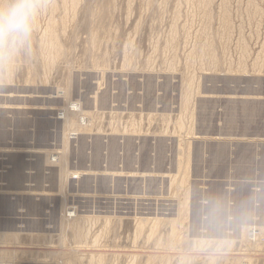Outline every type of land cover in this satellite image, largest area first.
I'll return each mask as SVG.
<instances>
[{"label":"rangeland","instance_id":"obj_1","mask_svg":"<svg viewBox=\"0 0 264 264\" xmlns=\"http://www.w3.org/2000/svg\"><path fill=\"white\" fill-rule=\"evenodd\" d=\"M43 2L0 65V264H264V0Z\"/></svg>","mask_w":264,"mask_h":264},{"label":"clouds","instance_id":"obj_2","mask_svg":"<svg viewBox=\"0 0 264 264\" xmlns=\"http://www.w3.org/2000/svg\"><path fill=\"white\" fill-rule=\"evenodd\" d=\"M43 7V0H0V65L10 63L30 44ZM216 223V218L210 215L209 226Z\"/></svg>","mask_w":264,"mask_h":264},{"label":"bare ground","instance_id":"obj_3","mask_svg":"<svg viewBox=\"0 0 264 264\" xmlns=\"http://www.w3.org/2000/svg\"><path fill=\"white\" fill-rule=\"evenodd\" d=\"M189 78V77H188ZM187 84V83H186ZM204 90V89H203ZM68 93V91H65V93ZM247 94H249V93H247ZM235 95V94H234ZM185 96V95H184ZM230 97H232V96H230ZM235 97V96H234ZM247 97V96H246ZM67 103H69V104H71V106L73 107H71L72 109H70V107L69 108H63V111H62V113H63V121L65 122V125H69L68 127H71V124H78V125H81L82 126V121H84L85 123H83V126H85L86 124H87V120L89 121V113L88 112H84V111H82V109H81V105L80 104H78L77 102L75 103V102H73V103H70V102H67ZM5 104V103H4ZM68 104V105H69ZM67 106V105H66ZM70 106V105H69ZM92 112V111H91ZM90 115H91V113H90ZM94 115V114H93ZM149 115H151V114H149ZM98 118V117H97ZM99 118H101V117H99ZM74 119H76V121H74ZM56 120V119H55ZM91 121V120H90ZM89 123V122H88ZM186 123V122H185ZM76 124V125H77ZM97 124V123H96ZM75 125V126H76ZM81 126H79V127H81ZM129 127V126H128ZM131 127V126H130ZM139 127V126H138ZM66 128V127H65ZM64 128V129H65ZM74 128V127H73ZM77 129H79V128H77ZM87 129H90V128H87ZM66 130V129H65ZM73 130V129H72ZM188 131V130H187ZM190 131V130H189ZM74 133V132H73ZM189 133V132H188ZM72 134V133H71ZM74 134H76V133H74ZM190 134V133H189ZM66 137H67V134L65 135ZM66 140H67V138H66ZM68 140H69V138H68ZM181 141V140H180ZM64 144H65V142H64ZM67 145H63V150H60V152H57L58 154L56 155L57 156V160L59 161L58 163V165L60 166V169L63 171L64 170V168L66 167H64V165L66 164V161H67V151L66 152H64V150H65V147H66ZM31 148H32V146H31ZM188 148V145L186 146V149ZM35 149V148H34ZM42 150V149H41ZM57 150V149H56ZM55 150V151H56ZM183 150V149H182ZM49 151V150H48ZM44 152V151H43ZM67 155H66V154ZM183 156H185V157H183ZM53 157V156H52ZM182 159H180V157H178V160H177V162H178V169H177V172H176V174L175 175H172V176H174L173 177V179H175V178H177L178 176V174H179V171L182 173V175H181V177H182V179L187 175V173H188V161H189V154H188V150H186V153L184 152V154L182 155ZM11 158V157H10ZM48 158V157H47ZM8 160H9V158H8ZM51 160V159H50ZM12 163V162H11ZM18 166L15 164V166H12L11 167V170L9 171V174L10 173H16V171L18 170ZM180 168L182 169V170H180ZM60 170V171H61ZM65 170H66V168H65ZM124 170V169H123ZM123 170H119V169H115V168H109V167H106V169L104 170V172H105V174L107 173L109 176H114V177H119V176H121L122 175V172H123ZM64 172V171H63ZM69 172V171H68ZM96 172H98V171H96ZM69 174V173H68ZM91 174V173H90ZM171 174V173H170ZM169 174V175H170ZM11 175V174H10ZM7 175L8 177H10V179L11 180H13V175ZM59 176H60V174H59ZM166 176V175H165ZM171 176V177H172ZM126 177V176H125ZM180 177V178H181ZM103 180V179H102ZM60 184V183H59ZM4 187V186H3ZM10 188H12V189H15V191H16V189L17 188H15V187H13V186H10ZM9 188V189H10ZM0 190L2 191V187H0ZM22 190H27L26 188H22ZM14 191V190H13ZM58 191H60V186H59V189H58ZM5 192V191H4ZM61 195H63V193L61 194ZM185 204V203H184ZM181 209V208H180ZM67 210H68V208H67ZM65 211V210H64ZM66 212V211H65ZM72 212H74V211H72ZM69 213V212H68ZM182 213V212H181ZM78 215V217H79V213L77 214ZM82 215H84V214H82ZM68 216V215H67ZM73 216V215H72ZM85 216H86V214H85ZM91 216V215H90ZM89 216V217H90ZM94 216V215H93ZM93 216H91V218L93 217ZM64 217H65V215H64ZM77 217V218H78ZM81 217V216H80ZM80 217H79V219H80ZM66 218V217H65ZM90 218V219H91ZM69 219H71V217H69ZM75 219H76V217H75ZM89 219V218H88ZM108 219V218H107ZM147 219V218H146ZM146 219H142L144 222L146 221ZM155 219V218H154ZM82 220V219H81ZM105 220V219H104ZM110 220V219H109ZM157 220V219H156ZM143 221H141L140 222V220H139V222H140V226L142 225L143 226ZM147 221H148V219H147ZM259 221V220H258ZM258 221L257 222H254L255 224H254V226L256 225V226H258L257 228L259 229V234L262 236V231H264V226H262V224L261 225H259V223H258ZM70 222H72V221H70ZM108 222V221H107ZM152 222V221H151ZM154 222V221H153ZM157 222V221H156ZM69 223V222H68ZM90 223V222H89ZM111 223V222H110ZM77 224V223H76ZM86 224V223H85ZM146 224V223H145ZM155 224V223H154ZM82 225V224H81ZM108 226V225H107ZM77 227V226H76ZM256 228V227H255ZM140 229H141V227H140ZM68 230V229H67ZM75 230V233H76V235H75V237H77V240H78V237H80L81 236V234H80V232H78V230H79V227H77V228H75L74 229ZM108 230V229H107ZM249 230H251V229H249ZM256 230V229H255ZM253 231L254 230H252V233H253ZM105 232V231H104ZM243 233V232H242ZM84 234H85V232H84ZM7 236H10V237H13V238H16V236H17V234H16V232H0V242L3 244V242H4V238H6ZM35 236V235H34ZM46 236V235H45ZM67 236V235H66ZM263 237V236H262ZM253 238H254V236H253ZM40 239V238H39ZM76 239V238H75ZM10 240H12V239H10ZM76 240V241H77ZM79 241V240H78ZM83 243H84V241H83ZM250 243V242H249ZM77 244V243H76ZM250 244H252V243H250ZM247 245V244H246ZM253 246H255L254 244H253ZM252 246V247H253ZM6 251V250H5ZM5 251L4 252H2L1 251V253H0V255H2L3 256V253H5ZM15 251H17V250H15ZM22 251V250H21ZM32 251V250H31ZM12 252V251H11ZM22 252H25V251H22ZM30 252V251H29ZM35 253H36V251H34ZM34 252L32 253V254H34ZM8 253V251L6 252V254ZM13 253H15V252H13ZM26 253V252H25ZM9 254H12V253H8V255ZM61 254H62V252H61ZM61 254H59V256H61ZM75 254V253H74ZM85 255V254H84ZM5 256V255H4ZM7 256V255H6ZM12 256V255H11ZM54 256V255H53ZM63 256H65L64 254H63ZM75 256V255H74ZM13 257V256H12ZM62 257V256H61ZM88 257V256H87ZM75 257H73V259H74ZM78 258V257H77ZM83 258H84V256H83ZM12 259V258H11ZM9 260V261H7L8 262V264H16V262L14 261V260ZM66 259V258H65ZM65 259H64V257H62L61 258V260L64 262L65 261ZM79 259V258H78ZM82 259V258H81ZM95 255H94V259H93V256H92V259H91V261H95ZM100 261H101V259L100 258H98V261H97V263L99 264L100 263ZM104 262V261H103ZM106 262V261H105ZM244 262V261H243ZM96 263V264H97ZM246 263H247V261H246ZM61 264H62V262H61ZM232 264V263H231Z\"/></svg>","mask_w":264,"mask_h":264}]
</instances>
